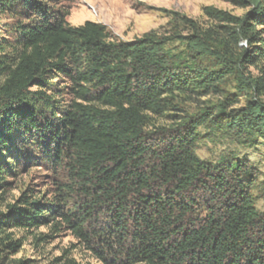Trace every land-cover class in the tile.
Returning <instances> with one entry per match:
<instances>
[{"label": "trees", "instance_id": "16d2710c", "mask_svg": "<svg viewBox=\"0 0 264 264\" xmlns=\"http://www.w3.org/2000/svg\"><path fill=\"white\" fill-rule=\"evenodd\" d=\"M249 3L253 10L246 17L205 8L218 23L207 29L182 17L185 36L113 41L105 26L71 27L67 14H52L35 0H0V13L21 4L30 21L17 27L11 53L5 50L12 46L0 45V189L11 145L21 133L32 132L44 139L45 154L51 147L52 159H71L77 179L111 201L117 214L103 245L112 261L97 251L105 264H264V211L257 210L252 194L259 171L237 155L208 162L196 154L203 136L216 134L254 147L264 138V103L251 97L230 111L218 104L184 116L157 147L145 139L151 117L176 111L181 97L219 91L229 79L239 93L251 95L262 87L244 72L264 59L252 45L258 19L264 24V0ZM174 42L177 52L168 46ZM243 43L253 49L240 48ZM51 76L77 88L73 91L84 103L71 104L57 117L48 94ZM49 110L48 118L43 112ZM198 190L209 196L203 216L194 210ZM40 206L27 197L10 206L12 225L29 229L52 221L53 205ZM2 220L0 228L6 224ZM67 224L81 232L70 219ZM63 264L79 263L67 258Z\"/></svg>", "mask_w": 264, "mask_h": 264}, {"label": "rangeland", "instance_id": "374dc122", "mask_svg": "<svg viewBox=\"0 0 264 264\" xmlns=\"http://www.w3.org/2000/svg\"><path fill=\"white\" fill-rule=\"evenodd\" d=\"M48 8L52 14H67L66 22L71 27L82 26L85 22H94L106 27L111 40L133 41L146 34L169 37L179 32L182 36L188 30L182 25V17L196 22L202 29L218 25L209 19L205 8H214L236 17H246L253 10L249 0H35ZM242 2V4L238 2ZM27 12H30L26 9ZM21 4L8 7L0 13V45L6 44V52L11 53L17 45L18 26L28 24V16ZM259 20L255 25L258 40L256 46L264 55V24ZM177 52L178 43L168 45ZM240 48L253 49L246 43ZM255 50V49H254ZM245 74L261 80L262 87L253 94L239 93L232 79L223 83L219 91L207 95L181 97L176 111L158 117L152 116L145 129L146 144L157 147L173 134V129L184 116L198 115L202 110L222 104L227 111L245 105L251 97L264 103V59L255 64L246 65ZM4 77L0 75V84ZM51 88L58 114L68 109L73 103H84L78 97L70 83L65 79L50 77ZM222 90V91H221ZM233 96L227 97V94ZM235 100V101H233ZM46 111V109H43ZM50 117L49 110L44 113ZM200 134L206 129L200 127ZM20 136V135H19ZM6 158L4 187L0 189V214L6 224L0 228V264H63L72 258L79 264H105L97 259V251H104L102 256L112 261L103 245L111 225L110 220L117 213L112 211L111 201L99 195V189L87 180H78L70 170L71 159L55 155L50 147L47 150L44 139L34 133H21L18 142L11 145ZM197 156L204 161L214 162L218 158L237 155L247 159L259 171L258 183L253 191L257 210L264 211V138H259L254 147H245L230 138L217 135L214 139L203 136L196 147ZM56 156V155H55ZM194 210L200 216L205 214L209 196L204 190L194 194ZM24 197L33 201L38 199L41 208L48 206L57 214L52 221L36 228H16L10 220V206H20ZM205 205V206H203ZM50 215V214H49ZM62 215V216H61ZM81 226V232H75L67 220ZM73 225V226H75ZM105 234V236H104ZM109 236V235H108ZM15 244L14 246L10 245ZM101 254V253H99Z\"/></svg>", "mask_w": 264, "mask_h": 264}]
</instances>
